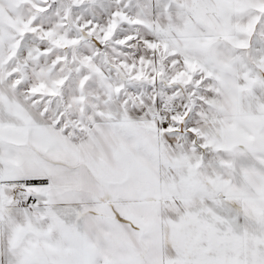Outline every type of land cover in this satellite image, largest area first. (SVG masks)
Here are the masks:
<instances>
[{"label":"snow or ice","instance_id":"6c2138e0","mask_svg":"<svg viewBox=\"0 0 264 264\" xmlns=\"http://www.w3.org/2000/svg\"><path fill=\"white\" fill-rule=\"evenodd\" d=\"M0 264H264V0H0Z\"/></svg>","mask_w":264,"mask_h":264}]
</instances>
